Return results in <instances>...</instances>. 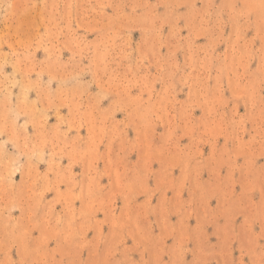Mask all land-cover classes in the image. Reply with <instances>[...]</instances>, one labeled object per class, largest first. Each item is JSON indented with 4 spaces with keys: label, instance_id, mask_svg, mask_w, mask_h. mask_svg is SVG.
Here are the masks:
<instances>
[{
    "label": "rangeland",
    "instance_id": "1",
    "mask_svg": "<svg viewBox=\"0 0 264 264\" xmlns=\"http://www.w3.org/2000/svg\"><path fill=\"white\" fill-rule=\"evenodd\" d=\"M0 264H264V0H0Z\"/></svg>",
    "mask_w": 264,
    "mask_h": 264
}]
</instances>
